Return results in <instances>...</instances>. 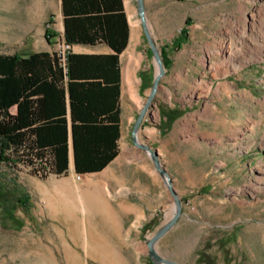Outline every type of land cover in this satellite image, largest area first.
<instances>
[{"label": "rangeland", "instance_id": "rangeland-1", "mask_svg": "<svg viewBox=\"0 0 264 264\" xmlns=\"http://www.w3.org/2000/svg\"><path fill=\"white\" fill-rule=\"evenodd\" d=\"M123 2L121 72L130 64L132 78L121 85L119 153L83 174L70 157L45 177L0 161V182L28 195L27 207L0 205V264H264V0H144L164 62L156 89L139 1ZM63 24L62 0H0V52H63ZM178 199L157 257L148 240Z\"/></svg>", "mask_w": 264, "mask_h": 264}, {"label": "trees", "instance_id": "trees-1", "mask_svg": "<svg viewBox=\"0 0 264 264\" xmlns=\"http://www.w3.org/2000/svg\"><path fill=\"white\" fill-rule=\"evenodd\" d=\"M62 10L68 43L105 42L114 51L68 49L65 64L58 51L0 52V161L43 177L69 168L68 104L78 173L101 170L119 153L120 53L130 34L124 2L62 0ZM27 204L28 195L0 182L2 209Z\"/></svg>", "mask_w": 264, "mask_h": 264}, {"label": "water", "instance_id": "water-1", "mask_svg": "<svg viewBox=\"0 0 264 264\" xmlns=\"http://www.w3.org/2000/svg\"><path fill=\"white\" fill-rule=\"evenodd\" d=\"M139 1V8H140V13H141V17H142V21L144 23V28H145V31H146V34H147V37L149 39V42L151 44V47L155 53V55L157 56V59H158V63H159V66H160V70L159 72L155 75V80H154V86H155V89H156V86L157 84L159 83V79H160V76L161 74L164 72V62H163V59L160 55V51L158 49V46L157 44L155 43L153 37L151 36L148 28H147V25H146V21H145V5H144V0H138ZM63 27L65 29V25L63 24ZM154 89V90H155ZM154 95V91L153 93L150 95V97L148 98L147 100V103L140 109L139 111V115L137 116V119L135 121V124H134V128H133V137H134V140L137 142V132H138V127L140 126L141 122H142V119L147 111V107L148 105L150 104L151 102V99ZM70 141H71V148H72V152H71V160L73 162V166L75 168V159H74V149H73V141H72V129L70 127ZM140 144V143H139ZM76 169V168H75ZM178 211L177 213L175 214V216L169 221L167 222L160 231H158L153 237H151L149 240H148V244L150 246V249L151 251L157 256V257H161L160 255H158L154 248H153V243L154 241L156 240L157 237H159L161 234H163L168 228H170L177 220L178 216L180 215V212H181V204H180V200L178 199ZM167 261H170L168 259H166Z\"/></svg>", "mask_w": 264, "mask_h": 264}, {"label": "crops", "instance_id": "crops-1", "mask_svg": "<svg viewBox=\"0 0 264 264\" xmlns=\"http://www.w3.org/2000/svg\"><path fill=\"white\" fill-rule=\"evenodd\" d=\"M71 45H72V50L77 51V52H104V53H107V52H113L114 51V49L108 43H105V42H99L96 44L73 43ZM37 50H49V51H51V49H49V48H42V49L35 48L32 51H37ZM32 51H30V52H32ZM30 52H28V53H30ZM128 81H130V80L127 79L126 73H125V77H124V72L123 73L121 72V85H122V83L125 82L124 83L125 84V92L127 90ZM15 109H16V106H13V110H15ZM68 112H69V153H70V157H71V152H72L71 141H70L71 115H70L69 104H68Z\"/></svg>", "mask_w": 264, "mask_h": 264}, {"label": "bare ground", "instance_id": "bare-ground-1", "mask_svg": "<svg viewBox=\"0 0 264 264\" xmlns=\"http://www.w3.org/2000/svg\"><path fill=\"white\" fill-rule=\"evenodd\" d=\"M262 38H263V40H264V31H263V33H262ZM133 58H132V56H130V61L132 60ZM137 62H138V60H137ZM125 73H126V77H127V79L128 80H130L131 78H132V71H131V68H130V64L129 65H126V67H125ZM151 103V102H150ZM71 162H72V160H71ZM71 165H72V167H73V162L71 163ZM65 181H67V179H64V180H61V181H58V182H65ZM95 179L94 178H92L90 181H89V183H88V185H87V187H88V189H87V191L89 192V195H91L93 192H94V185H95ZM62 184V183H61ZM61 191L62 190H60V193H61ZM58 193V192H57ZM56 193V194H57ZM64 193V192H63ZM66 193V192H65ZM55 194V195H56ZM60 195H62V194H60ZM50 197V196H49ZM60 197V196H59ZM65 197H66V195H65ZM53 198V197H52ZM62 198V197H61ZM56 199V198H55ZM54 199V200H55ZM65 199V198H64ZM58 200H59V198H58ZM51 201V200H50ZM55 201H57V200H55ZM54 201L52 200V203H53ZM79 206L81 207V209L83 210V211H86V208H85V204H84V202L81 200V202L79 203Z\"/></svg>", "mask_w": 264, "mask_h": 264}, {"label": "built area", "instance_id": "built-area-1", "mask_svg": "<svg viewBox=\"0 0 264 264\" xmlns=\"http://www.w3.org/2000/svg\"><path fill=\"white\" fill-rule=\"evenodd\" d=\"M71 44L68 43L66 40L64 41V51L63 52H59L61 57H62V60L65 64V60H66V53H67V50L71 48Z\"/></svg>", "mask_w": 264, "mask_h": 264}]
</instances>
